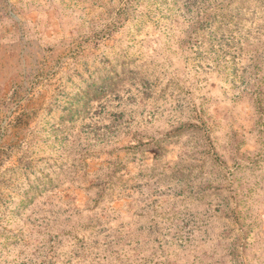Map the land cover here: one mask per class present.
I'll list each match as a JSON object with an SVG mask.
<instances>
[{
    "label": "rangeland",
    "instance_id": "374dc122",
    "mask_svg": "<svg viewBox=\"0 0 264 264\" xmlns=\"http://www.w3.org/2000/svg\"><path fill=\"white\" fill-rule=\"evenodd\" d=\"M0 264H264V0H0Z\"/></svg>",
    "mask_w": 264,
    "mask_h": 264
}]
</instances>
